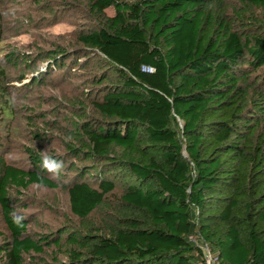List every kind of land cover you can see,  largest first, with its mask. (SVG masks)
Returning <instances> with one entry per match:
<instances>
[{
	"label": "trees",
	"instance_id": "obj_1",
	"mask_svg": "<svg viewBox=\"0 0 264 264\" xmlns=\"http://www.w3.org/2000/svg\"><path fill=\"white\" fill-rule=\"evenodd\" d=\"M82 1L97 27L77 36L79 48L48 55L32 84L45 85L44 75L66 62L98 68L90 79L95 114L67 105L66 127L55 125L77 161L63 164L73 172L65 189L79 224L30 235L8 189L64 184L38 154L28 170L1 154L9 235L0 232V264H37L44 249L54 252L47 264H206L204 247L219 264H264V74L253 77L264 69V21L252 12L264 0H234L240 9L232 14L231 0ZM4 56L0 132L15 117L5 67L35 66L19 51ZM118 184L120 205L107 208ZM98 211L104 220L96 226L88 221Z\"/></svg>",
	"mask_w": 264,
	"mask_h": 264
},
{
	"label": "rangeland",
	"instance_id": "obj_2",
	"mask_svg": "<svg viewBox=\"0 0 264 264\" xmlns=\"http://www.w3.org/2000/svg\"><path fill=\"white\" fill-rule=\"evenodd\" d=\"M228 3L229 14H232L231 9H240L234 0ZM252 12L258 20L264 21V9ZM112 14L111 10L107 11V15ZM95 27L97 23L82 0H0L1 64L5 60L4 54L13 51L28 55L35 62V66L28 69L21 67L22 64H17L18 67H5L9 75L7 90L15 114L14 119L7 123V129L0 132V155L2 154L6 164L28 170L31 167L32 152L43 158L45 155L58 156L64 164L74 161L65 154L63 140L66 138L55 125L66 127V118H70L73 111L67 105L84 106L87 114H95L91 100L98 93L90 79L99 72L98 68L91 64L84 70H79L77 66L69 67L72 73L66 76L65 71L69 69L65 67L66 62L62 70L50 76L44 75L45 85L32 84L37 74L43 73L45 66L52 61L47 58L48 55L56 50L79 48L77 36ZM60 72L62 76L59 75ZM262 74L264 69L255 72L253 77L258 79ZM84 94L88 95V99H84ZM30 118H34L31 125L28 124ZM36 135L42 139H35ZM67 166L64 165L61 179H58L64 187L48 189L31 185L25 190L8 189V195L14 201L13 209L28 220L30 235H60L66 225L78 226L79 220L71 214L65 189L67 181L73 175ZM49 177L54 178L52 175ZM122 191L121 184H118L114 194L106 199L107 208L120 205ZM103 220L102 213L98 211L91 215L88 222L98 226ZM0 232L5 237L9 235L1 210ZM53 253L51 249H44L43 255L36 256L35 263H51Z\"/></svg>",
	"mask_w": 264,
	"mask_h": 264
},
{
	"label": "clouds",
	"instance_id": "obj_3",
	"mask_svg": "<svg viewBox=\"0 0 264 264\" xmlns=\"http://www.w3.org/2000/svg\"><path fill=\"white\" fill-rule=\"evenodd\" d=\"M42 166L47 170L54 178L60 179L61 173L64 170L62 161H57L52 157L46 156L43 159ZM37 187H43V185H37ZM14 223L19 224L22 217L13 214Z\"/></svg>",
	"mask_w": 264,
	"mask_h": 264
},
{
	"label": "built area",
	"instance_id": "obj_4",
	"mask_svg": "<svg viewBox=\"0 0 264 264\" xmlns=\"http://www.w3.org/2000/svg\"><path fill=\"white\" fill-rule=\"evenodd\" d=\"M145 71H150L148 68H144ZM204 260L206 264H219L217 260L212 256L207 247L203 249Z\"/></svg>",
	"mask_w": 264,
	"mask_h": 264
}]
</instances>
